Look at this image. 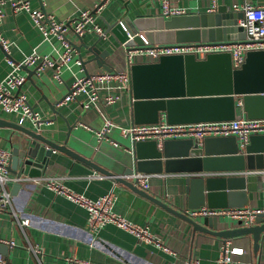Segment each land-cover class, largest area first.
Instances as JSON below:
<instances>
[{
	"label": "crops",
	"instance_id": "1",
	"mask_svg": "<svg viewBox=\"0 0 264 264\" xmlns=\"http://www.w3.org/2000/svg\"><path fill=\"white\" fill-rule=\"evenodd\" d=\"M0 1V9L4 15L0 23V33L9 43L8 54L0 48L1 83L11 70L6 61L7 57L19 63L32 53L56 57L63 48L56 37L47 40L42 37L29 12H14L11 7L12 0ZM25 1L31 10H40L53 16L58 22L72 19L82 11H92L97 3V0ZM161 1L108 0L96 22L106 29L107 25L127 23L139 16H162ZM171 3L185 9L187 14H215L219 7L225 9V14L239 13L244 5L264 6V0H171ZM238 23L240 24V20ZM66 38L75 53L70 62L61 68L59 81L54 79L51 69L44 70L40 75H32L30 80L27 79L28 71L22 68L19 71L25 77V82L18 91L26 95L34 112L46 121L40 132L35 130L28 119L19 124L17 115L4 113L1 109L0 119L40 133L58 145H65L81 157L82 159L72 158L64 153L54 152L49 158L43 178H60L67 188L91 199L113 189L116 195L114 212L132 223L146 226L163 241L170 252L138 242L132 235L113 225H106L97 233H92L87 227L84 209L48 190L37 179L22 183L13 197L17 216L30 221L25 228L27 240L9 211L0 210V254L12 264H38L27 249V245H32L41 250V264H60L63 257H75L93 264H188L190 258L194 257L198 264H216L224 240L206 234H195L193 237L189 223L122 183L113 182L102 172L105 170L121 176L134 165L133 143L130 138L122 136L119 130L120 127L125 128L133 123L130 92L125 88H117L118 82L109 83L108 88L100 92L119 96L118 101L103 109L116 125L109 132L108 138L103 140L96 136V132L104 125V117L99 107L84 109L80 103L83 96L58 105L76 78L105 72L100 66L103 62L113 67L114 71H124L126 48L116 44L112 35H108L107 39H100L95 34H86L80 38L72 32H66ZM94 46L99 51L95 56L98 57L100 65L92 61L93 53L89 49ZM106 50L109 54L105 53ZM80 59L82 62H89L85 65L79 64L77 61ZM138 62L141 61L138 59L136 63ZM27 68L32 70L34 67ZM25 139L26 136L14 128L0 127L1 149L11 152L13 147ZM110 140L116 142L117 146L111 144ZM240 173L238 175L245 176L247 192V203L241 208L264 211V170ZM150 175L149 194L181 211L189 209L185 176ZM11 187L12 185L10 189ZM224 199L227 200L226 195ZM193 220L200 221L202 217ZM218 220L219 227L223 229L243 226L237 219L229 217H219ZM255 224L254 221L252 225ZM227 240L232 248L243 250L242 254L232 256L230 264H264V232L256 249L253 248L251 235ZM11 242L14 243L13 246H10Z\"/></svg>",
	"mask_w": 264,
	"mask_h": 264
},
{
	"label": "water",
	"instance_id": "2",
	"mask_svg": "<svg viewBox=\"0 0 264 264\" xmlns=\"http://www.w3.org/2000/svg\"><path fill=\"white\" fill-rule=\"evenodd\" d=\"M224 11L219 7L215 14H186L168 19L139 16L127 23L107 25L105 34L112 35L116 44H124L126 48L141 45L140 32L150 45L245 40V30L238 23L243 12L225 14ZM89 51L93 53L92 61L100 65L95 56L98 49L94 46ZM105 53L109 54L108 50ZM88 62L81 60L83 65ZM100 66L107 72L114 71L104 62ZM22 69L28 71V80L36 74L35 68L30 70L22 66ZM130 87L134 124H156L161 117L170 125L231 121L238 109L237 98H241L242 112L247 119H264V50L248 51L239 69L232 68L229 53L208 54L203 60L193 55H169L152 63H135L130 67ZM3 126L26 136L11 151L8 169L16 177L31 181L43 178L54 152L81 158L65 145H58L40 133L0 119V127ZM132 155L133 167L121 176L102 172L113 182L122 183L189 223L193 237L206 234L225 241L251 235L253 248L258 247L264 232V213L256 215L255 225L223 229L219 227L217 217L193 220L161 198L138 189L127 177L134 172L183 175L187 208L197 209L205 205L209 208H241L247 203L246 179L238 174L264 170V135L250 136L244 148L239 147L233 136L206 138L201 144L189 139L168 140L160 148L155 141H141L133 144ZM83 161L87 162L86 159ZM230 172L238 174L225 175ZM210 173L221 175L211 176ZM20 187V183L12 184V197Z\"/></svg>",
	"mask_w": 264,
	"mask_h": 264
},
{
	"label": "built area",
	"instance_id": "3",
	"mask_svg": "<svg viewBox=\"0 0 264 264\" xmlns=\"http://www.w3.org/2000/svg\"><path fill=\"white\" fill-rule=\"evenodd\" d=\"M108 0H97L92 11H82L76 17L58 22L53 16L45 14L40 10H31L28 2L25 0H12L11 7L14 12L24 10L29 12L37 29L44 39L56 37L62 44V52L56 57L40 56L32 53L22 62L16 63L7 57L6 61L11 70L7 73L0 83V109L4 113L15 114L19 117L18 123L22 124L25 120L31 122L36 131L40 132L44 120L34 112L27 101L26 95L20 93L18 89L25 82V77L19 74L22 66L34 67L36 75H40L44 70L51 69L54 79L60 80V70L67 65L75 53L74 48L66 38V32H72L78 37L86 34H95L98 38L107 39L105 29L97 22V18L103 10ZM2 1H0L1 5ZM162 16L170 18L173 16L186 15L183 8L172 5L171 0H162ZM235 9H239L234 7ZM243 18L240 20V26L245 30L246 38L243 41L232 42H204V43H173V44H153L150 45L141 33L138 35L141 39V45H134L126 48L125 70L111 71L95 74H88L76 78L70 85L67 94L62 98L58 105L66 104L77 100L83 96L80 103L84 109L91 106L99 107L104 117L103 127L96 132L99 140L108 138V134L115 124L107 116L103 109L119 100L118 95L100 93L107 89L109 83L118 82L117 88H125L130 92V67L138 59L140 63L156 62L161 56L169 55H193L198 60H203L208 54L229 53L233 69H239L245 61L248 51L264 50V6L244 5L241 8ZM0 9V23L3 18ZM119 24L121 22H118ZM9 43L0 33V48L8 54ZM77 63L81 64V60ZM139 63V62H138ZM237 112L235 118L231 121L202 122L194 124H168L164 117H161L156 124H130L128 127L119 128L120 134L130 138L132 143L141 141H155L157 147H161L168 140H192L201 144L206 138L230 137L236 138L240 148H244L252 135H264V119H247L242 112L241 98H237ZM110 143L117 146V143L110 140ZM11 152L0 148V210L9 211L15 224L27 240L25 228L29 226L30 221L25 218H19L14 210L13 197L10 193V185L14 183H24L28 179L12 176L9 172ZM238 173L230 172L225 175H235ZM211 176L221 175V173H210ZM150 174L134 172L127 179L138 189L150 191ZM102 178V176H98ZM62 179L56 177L40 178L39 182L48 190L56 195L62 196L71 203L85 210L87 215V227L92 233H97L106 225H113L130 235L138 242L149 244L164 252H170L163 241L155 234H152L146 226H140L125 219L114 212L113 206L116 200L114 190L111 189L104 195L91 199L80 193L67 188ZM183 213L191 218L200 217H229L237 219L243 227L254 223L255 217L264 211L249 210L243 208H209L201 206L197 209H185ZM3 242V241H1ZM13 246L14 243H9ZM27 249L34 255L38 264H41V250L37 246L27 245ZM242 249L232 248L228 240L223 241L216 264H230L233 255L242 254ZM0 264H12L0 254ZM60 264H93L91 262L80 260L75 257H63ZM188 264H198V260L191 257Z\"/></svg>",
	"mask_w": 264,
	"mask_h": 264
}]
</instances>
